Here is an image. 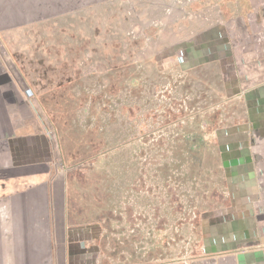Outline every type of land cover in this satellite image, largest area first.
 Listing matches in <instances>:
<instances>
[{"label": "rangeland", "instance_id": "rangeland-1", "mask_svg": "<svg viewBox=\"0 0 264 264\" xmlns=\"http://www.w3.org/2000/svg\"><path fill=\"white\" fill-rule=\"evenodd\" d=\"M0 60L58 149L35 262L224 264L229 176L263 177L264 0H104L0 30Z\"/></svg>", "mask_w": 264, "mask_h": 264}, {"label": "crops", "instance_id": "crops-1", "mask_svg": "<svg viewBox=\"0 0 264 264\" xmlns=\"http://www.w3.org/2000/svg\"><path fill=\"white\" fill-rule=\"evenodd\" d=\"M103 2L104 0H0V25L8 23L6 28L1 27L0 30L47 22L78 13L82 7H93ZM18 79L19 74L8 69L3 60H0V264H39L34 261L35 255H44L51 245H47L46 240L35 239L44 236L42 232L49 215L48 211L46 216L36 215L31 209L35 206L33 192L40 191L38 193L44 196V207L50 209L46 197L60 176L56 169L59 155L53 134L47 130L35 103L24 91L23 84L18 83ZM245 138L253 140L243 137V144ZM242 151L244 160L240 164L238 159V164L244 170H253L254 163L261 166L256 160L251 164L248 151ZM253 155L256 157L257 150L253 151ZM228 162L233 166L236 159ZM258 171L263 175L262 179L248 187L234 182L238 176L234 179L229 176L232 180L226 191L231 201L230 209H221L212 214L216 216L215 221L227 222L226 234L220 235L226 242L212 245L211 237H207L209 239L205 246L210 251L217 252V262L264 264V224L259 221L260 215L264 214V199L254 200L251 197L263 196L264 167ZM5 218L7 221L3 222ZM36 221L39 226L35 227ZM248 242L255 246L246 249L245 244ZM31 254L34 258L29 257Z\"/></svg>", "mask_w": 264, "mask_h": 264}, {"label": "trees", "instance_id": "trees-1", "mask_svg": "<svg viewBox=\"0 0 264 264\" xmlns=\"http://www.w3.org/2000/svg\"><path fill=\"white\" fill-rule=\"evenodd\" d=\"M60 144L62 145L61 140H60Z\"/></svg>", "mask_w": 264, "mask_h": 264}]
</instances>
